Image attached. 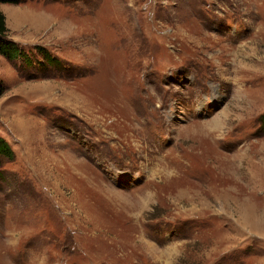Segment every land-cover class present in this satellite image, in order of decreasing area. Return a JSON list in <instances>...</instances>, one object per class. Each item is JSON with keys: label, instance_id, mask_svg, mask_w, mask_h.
<instances>
[{"label": "rangeland", "instance_id": "374dc122", "mask_svg": "<svg viewBox=\"0 0 264 264\" xmlns=\"http://www.w3.org/2000/svg\"><path fill=\"white\" fill-rule=\"evenodd\" d=\"M17 5L0 264H264V0Z\"/></svg>", "mask_w": 264, "mask_h": 264}, {"label": "trees", "instance_id": "16d2710c", "mask_svg": "<svg viewBox=\"0 0 264 264\" xmlns=\"http://www.w3.org/2000/svg\"><path fill=\"white\" fill-rule=\"evenodd\" d=\"M22 0H0V5H17L21 2ZM8 30L6 28V22H5V17L2 13V11L0 10V58H4L7 60L10 59H14V58H20V57H24V53L21 51V48L18 46V44L11 40L10 38H8L7 36ZM35 48L39 51L43 50L44 52H46V48L44 49L43 47H38L35 46ZM49 52V51H47ZM50 55V54H48ZM46 57V56H45ZM52 60H55V58L51 55L50 56ZM50 60L51 62H54ZM23 61H25L26 63V59L23 58ZM40 61V62H39ZM41 60H38V65H40L39 63H41ZM27 64V63H26ZM4 93V86L2 85L1 81H0V97L3 95ZM264 116V115H263ZM261 117V123L262 126H264V117ZM11 153V150L8 146V144L5 142V140H3L2 138H0V156H9Z\"/></svg>", "mask_w": 264, "mask_h": 264}, {"label": "bare ground", "instance_id": "6f19581e", "mask_svg": "<svg viewBox=\"0 0 264 264\" xmlns=\"http://www.w3.org/2000/svg\"><path fill=\"white\" fill-rule=\"evenodd\" d=\"M239 103L242 105L243 103L245 104L246 101H244V100H243V101H240V100H239ZM218 124H219V123H217V122L214 120V122H213V123L210 125V127H208V128L212 130V127H211V126H215V127L217 126V127H218Z\"/></svg>", "mask_w": 264, "mask_h": 264}, {"label": "crops", "instance_id": "0c3cea01", "mask_svg": "<svg viewBox=\"0 0 264 264\" xmlns=\"http://www.w3.org/2000/svg\"><path fill=\"white\" fill-rule=\"evenodd\" d=\"M16 6L18 7V5H16ZM17 7H16V8H17ZM12 8H13V7H12ZM19 9H20V8H19ZM21 44H22V43H21Z\"/></svg>", "mask_w": 264, "mask_h": 264}]
</instances>
